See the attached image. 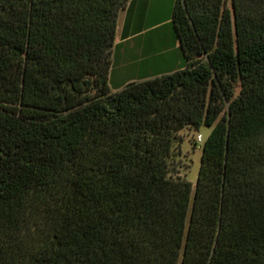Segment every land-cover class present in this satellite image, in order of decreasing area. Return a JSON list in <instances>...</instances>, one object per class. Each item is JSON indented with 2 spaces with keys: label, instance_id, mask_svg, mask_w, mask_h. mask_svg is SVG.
I'll return each instance as SVG.
<instances>
[{
  "label": "trees",
  "instance_id": "1",
  "mask_svg": "<svg viewBox=\"0 0 264 264\" xmlns=\"http://www.w3.org/2000/svg\"><path fill=\"white\" fill-rule=\"evenodd\" d=\"M128 1L0 0V264H264V0H176L184 65L112 91Z\"/></svg>",
  "mask_w": 264,
  "mask_h": 264
},
{
  "label": "crops",
  "instance_id": "2",
  "mask_svg": "<svg viewBox=\"0 0 264 264\" xmlns=\"http://www.w3.org/2000/svg\"><path fill=\"white\" fill-rule=\"evenodd\" d=\"M175 2L129 0L121 10L109 75L113 90L184 65L180 40L173 27Z\"/></svg>",
  "mask_w": 264,
  "mask_h": 264
},
{
  "label": "rangeland",
  "instance_id": "3",
  "mask_svg": "<svg viewBox=\"0 0 264 264\" xmlns=\"http://www.w3.org/2000/svg\"><path fill=\"white\" fill-rule=\"evenodd\" d=\"M228 6H232V0H228ZM115 88L112 91H116ZM239 89H237V92ZM212 130L211 126L203 125L199 130L185 128L182 130L181 135L183 141L176 147L181 155L177 161L182 165L180 172L185 175L192 183L195 189L197 176L201 164L202 146Z\"/></svg>",
  "mask_w": 264,
  "mask_h": 264
},
{
  "label": "bare ground",
  "instance_id": "4",
  "mask_svg": "<svg viewBox=\"0 0 264 264\" xmlns=\"http://www.w3.org/2000/svg\"><path fill=\"white\" fill-rule=\"evenodd\" d=\"M151 47H152V46H151ZM154 48H155V47H154ZM150 52H151V51H150ZM151 53H152V52H151ZM151 53H150V54H151Z\"/></svg>",
  "mask_w": 264,
  "mask_h": 264
}]
</instances>
